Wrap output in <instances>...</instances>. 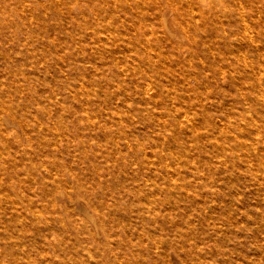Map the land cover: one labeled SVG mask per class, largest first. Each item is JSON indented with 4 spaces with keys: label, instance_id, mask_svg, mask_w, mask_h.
<instances>
[{
    "label": "rangeland",
    "instance_id": "1",
    "mask_svg": "<svg viewBox=\"0 0 264 264\" xmlns=\"http://www.w3.org/2000/svg\"><path fill=\"white\" fill-rule=\"evenodd\" d=\"M113 1L0 0V264H264V0Z\"/></svg>",
    "mask_w": 264,
    "mask_h": 264
},
{
    "label": "bare ground",
    "instance_id": "2",
    "mask_svg": "<svg viewBox=\"0 0 264 264\" xmlns=\"http://www.w3.org/2000/svg\"><path fill=\"white\" fill-rule=\"evenodd\" d=\"M115 1V0H114ZM113 1V2H114ZM121 1V0H120ZM127 1H129V0H127ZM173 1V0H172ZM71 2V1H70ZM111 2V1H110ZM123 2V1H122ZM130 2V1H129ZM128 2V3H129ZM137 2V1H136ZM143 2V1H142ZM169 2H171V1H169ZM178 2H179V0H178ZM202 2H203V0H202ZM130 4V3H129ZM143 4V3H142ZM170 4V3H169ZM188 4H190V3H188ZM196 4V3H195ZM128 5V4H127ZM126 5V6H127ZM175 5H176V3H175ZM115 6V5H114ZM130 6V5H129ZM195 6V5H194ZM139 7V6H138ZM143 8V7H142ZM193 8V6L191 7V9ZM214 8H215V6H214ZM88 9L90 10V11H94V12H97V10H98V8H97V6L96 5H89V7H88ZM124 9V8H123ZM221 9V8H220ZM120 10V9H119ZM128 11V10H127ZM171 11V10H170ZM191 11V10H190ZM194 11V10H193ZM108 12V11H107ZM111 12V11H110ZM142 12V11H141ZM209 12H210V10H209ZM151 13V12H150ZM172 13V12H171ZM96 14V13H95ZM81 15V14H80ZM106 15V14H105ZM127 15V14H126ZM166 15V14H165ZM191 15V14H190ZM197 15V14H196ZM216 15H217V13H216ZM83 16V15H82ZM119 16V15H118ZM121 16V15H120ZM167 16H170V15H167ZM166 16V17H167ZM85 17V16H84ZM215 17H217V16H215ZM219 18L221 17V16H218ZM105 18H106V16H105ZM168 18V17H167ZM172 18V17H171ZM109 19V18H108ZM113 19V18H112ZM160 19H161V17H160ZM197 20V19H196ZM212 20V19H211ZM219 20V19H218ZM245 20V19H244ZM109 21V20H108ZM133 21V20H132ZM164 21V20H163ZM174 21V20H173ZM173 21H172V23H173ZM188 20H186V22H187ZM220 21V20H219ZM221 21H222V19H221ZM115 22V21H114ZM119 22V21H118ZM125 22V21H124ZM123 22V23H124ZM175 22V21H174ZM177 22V21H176ZM178 22H180V21H178ZM182 22V21H181ZM180 22V23H181ZM168 22H166V24H167ZM213 23H215V22H213ZM162 24V23H161ZM160 24V25H161ZM118 25H119V23H118ZM130 25V24H129ZM113 26V25H112ZM131 26V25H130ZM163 26H164V24H163ZM181 26V25H180ZM133 27V26H132ZM197 27V26H196ZM118 28V27H117ZM177 28V27H176ZM179 28V27H178ZM181 28H183V26L181 27ZM185 29V28H184ZM127 30V29H126ZM151 30V29H150ZM162 30V29H161ZM180 30V29H179ZM111 31H113V28H112V30ZM134 31V30H133ZM166 31V30H165ZM184 31H186V30H184ZM122 32V31H121ZM120 32V33H121ZM152 32V31H151ZM109 33V32H108ZM113 33V32H112ZM168 33V32H167ZM201 33H203V32H201ZM129 34V33H128ZM174 34V33H173ZM114 35V34H113ZM113 35H111V36H113ZM118 35V34H117ZM120 35H123L122 33L120 34ZM182 35V34H181ZM187 35V34H186ZM115 37H116V35H114ZM159 36V35H158ZM161 36V35H160ZM130 38V37H129ZM182 38V37H181ZM112 39V38H111ZM194 39V38H193ZM196 39V38H195ZM218 39V38H217ZM221 39V38H220ZM114 40V39H113ZM131 41H132V39H131ZM176 42H178V41H176ZM175 42V43H176ZM112 43V42H111ZM123 46V45H122ZM126 47V46H125ZM218 48V47H217ZM118 49V48H117ZM172 50V49H171ZM202 52H203V50H202ZM205 53V52H204ZM118 58V57H117ZM115 59H116V57H115ZM174 59V58H173ZM207 59V58H206ZM118 60V59H117ZM144 71V70H143ZM39 122V121H38ZM196 135V134H195ZM50 142V141H49ZM153 152V151H152ZM166 156V155H165ZM149 166V165H148Z\"/></svg>",
    "mask_w": 264,
    "mask_h": 264
}]
</instances>
